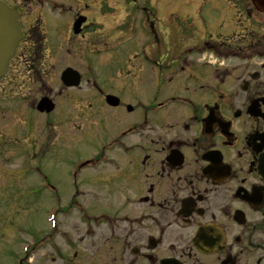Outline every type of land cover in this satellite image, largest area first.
<instances>
[{"label": "flooded vegetation", "instance_id": "obj_1", "mask_svg": "<svg viewBox=\"0 0 264 264\" xmlns=\"http://www.w3.org/2000/svg\"><path fill=\"white\" fill-rule=\"evenodd\" d=\"M3 1L18 11L23 30L5 78L31 47L51 41L83 56V47L105 44L100 32L111 29L102 18L115 16L117 7L130 11L125 23L134 28L127 44L135 54L126 57L120 81L114 71L108 90L93 78L91 87L58 92L67 134L110 122L114 148L119 128L129 134L124 150L111 152V168L74 173L78 191L113 197L72 202L76 215L65 212L52 264H264V13L238 0L245 19L256 22L253 38L230 30L232 39L204 43L202 55H193L195 45L163 57L147 53L155 25L149 16H156L144 14L147 0H111L110 12L103 0ZM107 92L117 104L106 103ZM53 100L56 106L60 99Z\"/></svg>", "mask_w": 264, "mask_h": 264}, {"label": "rangeland", "instance_id": "obj_2", "mask_svg": "<svg viewBox=\"0 0 264 264\" xmlns=\"http://www.w3.org/2000/svg\"><path fill=\"white\" fill-rule=\"evenodd\" d=\"M179 1L157 0L159 23L156 29L158 32L156 31V33L158 38H161L163 45L159 54L170 55L173 53L174 45L185 40L204 39L206 37L204 34L205 28L201 30L202 26L200 24L198 25L199 30L192 28L188 24L181 26L182 23L186 22L181 11H175L174 17L170 16L172 9L178 10L175 6L183 5V3H178ZM201 1L190 0L189 3L195 6V3H200ZM212 6L213 2L210 0L203 2L201 17L205 21L214 22L220 17L218 15L219 10H214ZM110 58L111 53L106 48L100 47L98 55L92 63L82 60L84 63L78 64V68L90 73V68L86 66L89 65L92 67L93 73L102 74L106 78L107 74L111 72ZM64 62L65 60H62V63ZM66 63L68 64L69 62ZM62 65L49 67L45 71V74L48 73V78L44 77L41 79L40 77L43 74H36L34 78L38 83H33L35 86L34 91H44L49 86L54 91L62 88L58 76L60 70L63 69ZM20 71L21 68L13 71L14 77L11 81H6L4 87L8 84L14 91L29 87V81H26ZM97 77L100 76L98 75ZM39 80L41 81L40 83ZM109 83H111V80H109ZM82 85L83 87L87 86L84 83ZM103 87L110 88L106 84ZM38 95L37 93L36 96L38 97ZM28 97L32 99L31 96ZM145 98L146 96H142L139 100H145ZM3 104L12 107L10 109L13 111L12 121L15 123V132L18 133L19 137L26 139L30 137V139L33 138L35 141L33 143L29 139L28 141L20 140L19 145H23L26 149H21L20 157L13 153L15 151L13 145L10 147V149L13 148L10 154H0V264H18V258L15 256L21 255V245L28 241L30 242L33 233L39 232L35 240L43 235L44 232L40 231L46 225V212L49 209L48 207L53 205V200H55L52 191L45 188V185L43 186L45 181L38 173L40 171L42 173L45 172L49 176L47 180L58 186L57 194L67 197L68 191L64 185V180L66 170L70 168L69 163L80 158L89 157L96 151L95 140L97 139L94 136H98V133L93 132L91 135L84 133L81 136V134L77 135V132H75L71 139L57 137L47 145L49 150L47 152L43 143L44 140L46 141V123L49 117L34 113L29 109L24 110L23 102L20 100L3 101ZM60 109L61 107L51 116H56ZM109 135H111V130ZM32 148L33 150H31ZM7 149L9 148L1 150L0 153H5ZM5 156H8V158H4ZM12 156L19 157V159L13 161ZM65 196H62V198L65 199ZM106 206L107 203L96 204L95 209L102 211ZM48 253L47 249H41V251L32 254L31 258L38 260L44 256V259L46 257L47 260H50V257L45 256ZM48 255L52 254L49 253Z\"/></svg>", "mask_w": 264, "mask_h": 264}, {"label": "water", "instance_id": "obj_3", "mask_svg": "<svg viewBox=\"0 0 264 264\" xmlns=\"http://www.w3.org/2000/svg\"><path fill=\"white\" fill-rule=\"evenodd\" d=\"M1 12L4 14V24L2 25V33L0 36V71L3 68V65L7 59V57L11 54L13 47H14V40L16 38V30L15 25L14 27L12 24H9V21L7 19L12 14L11 11L5 6L1 5Z\"/></svg>", "mask_w": 264, "mask_h": 264}]
</instances>
